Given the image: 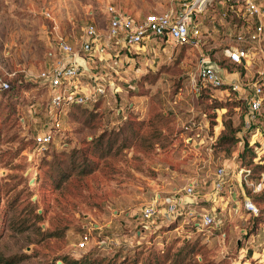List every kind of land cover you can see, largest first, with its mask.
I'll return each mask as SVG.
<instances>
[{
    "label": "rangeland",
    "instance_id": "374dc122",
    "mask_svg": "<svg viewBox=\"0 0 264 264\" xmlns=\"http://www.w3.org/2000/svg\"><path fill=\"white\" fill-rule=\"evenodd\" d=\"M160 5L168 8L169 3L0 0V76L12 86L0 92V256L22 254L25 259L17 264H37L63 255L79 257L95 247L105 254L119 250L123 257L142 247L162 252L200 238L203 251L196 260L201 264L205 259L264 264V153L249 146L247 104L231 91L201 88L197 96L192 85L201 87L197 64L207 54L245 84L264 77V57L248 69L223 60L231 36L213 31L201 49L171 43L166 52L157 48L154 62L146 53L131 67L124 64L115 71L96 64L100 81L115 87L87 104L64 100L53 143L42 152L35 150L34 136L54 127L48 113L51 89L35 76L45 69V61L59 57V41L78 48L84 28L91 23L103 27L111 11L141 21L148 13L164 11ZM213 6L203 16L212 15L208 24L215 29L220 19L213 24L210 19L221 17L220 0ZM80 80V93L92 91L88 77ZM260 112L264 129V101ZM192 122L197 131L189 128ZM127 125L136 126L145 138H129L119 147L121 135H115ZM102 135L103 149L97 152L91 142ZM110 140L115 143L109 145ZM62 147L67 150L56 154ZM84 159L96 167L82 175L78 169ZM57 162L71 170L62 172ZM223 164L233 171V182L215 202L218 227L199 230L192 226V217H167L169 197L191 202L193 197L183 190L189 184L195 186L199 207L213 206L208 196L215 171ZM247 169L251 173L241 188L238 181ZM245 199L252 201V209ZM31 204L39 221L32 218ZM150 204L159 212L144 229L141 213ZM15 219L19 221L12 223Z\"/></svg>",
    "mask_w": 264,
    "mask_h": 264
},
{
    "label": "built area",
    "instance_id": "2783aa9c",
    "mask_svg": "<svg viewBox=\"0 0 264 264\" xmlns=\"http://www.w3.org/2000/svg\"><path fill=\"white\" fill-rule=\"evenodd\" d=\"M167 1L169 3L168 8L162 12L148 13L141 21H137L129 14H115L110 8L112 13L108 16L109 22L103 37L110 41L122 34L124 48L129 53L134 54V61L142 58L143 54L151 53L152 62H154L157 57V48L166 52V48L174 43L175 46H191L201 49L206 45L211 32L217 30V32H221L220 36L228 35L233 40L231 44L224 47V61L248 69L257 58L264 57L263 53L258 52V47H256L264 43V0H220L221 17L216 16L215 19L214 17L210 19L211 24L220 19V26L215 29L209 27L208 24V19L212 15L203 16L210 7L214 8L212 5L215 0ZM217 4L216 7H219ZM100 36L96 27L90 24L84 28L78 48L60 40L58 45L59 57L55 63L51 67L41 70L35 76L51 89L52 95L48 113L53 117L54 126L34 136L37 152L48 149L53 143L55 130L59 125L58 113L64 100H71L75 104H87L97 98L107 96L109 88L115 87L113 83L100 81L103 79H100L93 71L97 67L99 53L103 48L100 43ZM77 55L85 58L86 69L80 67L76 62ZM207 61L215 62L219 70L203 67V63ZM221 63L213 55H201L196 70L197 78L201 81V87L199 89L196 83H192L193 89L197 96L200 95L201 88H208L213 91L225 92V94L231 91L238 95L237 98H244L247 104V110L244 114L245 128L251 130L249 146L254 147L257 154L260 150L264 153V129L259 126L260 110L264 101V77L258 81L245 84L238 74L228 77L227 75L231 73ZM4 74L9 77L13 75V73ZM85 76L91 81L92 91L82 94L80 93L82 91L80 78ZM10 87V82L0 76V91H5ZM189 126L191 131L198 130V126L194 122ZM62 144L63 142H61ZM250 173V170H244L238 181L241 188L242 184L247 182ZM232 176L233 171L231 172L225 164L217 167L212 190L208 196V200L213 204L210 208L205 209L198 206V202L195 201V186L189 184L183 190L186 195L193 197L191 202L188 205L182 204L181 198L171 196L168 199L169 206L164 213L173 220L177 216L192 217L196 220L192 222L193 226L199 230L218 227L221 222L214 205L217 198L226 193L225 188L232 185ZM246 202L248 210L252 209V201ZM158 212L153 204L143 209L141 216L144 229L149 227V220ZM83 245L81 243L80 247Z\"/></svg>",
    "mask_w": 264,
    "mask_h": 264
},
{
    "label": "trees",
    "instance_id": "16d2710c",
    "mask_svg": "<svg viewBox=\"0 0 264 264\" xmlns=\"http://www.w3.org/2000/svg\"><path fill=\"white\" fill-rule=\"evenodd\" d=\"M243 70V69H242ZM95 71V70H93ZM244 73V72H243ZM12 88V86L5 90L9 91ZM2 92V91H0ZM4 92V91H3ZM245 103V99L241 98ZM80 104H75L74 106H79ZM121 114V113H119ZM126 116L124 115H119L120 120H124ZM124 122V121H121ZM125 123V122H124ZM121 129L125 131H121V133H116V137L121 135L122 139V145L119 147H124L127 144V140L129 138L135 139L137 141L138 139H142L144 136L140 135V133L137 131L136 126H124ZM139 129V128H138ZM145 138V137H144ZM116 140V139H115ZM115 141H109V145L114 144ZM92 147L94 150L97 152L101 151L103 149V135L97 139L94 142H91ZM56 154L57 153H63L67 150L66 147H62L61 149H56ZM100 156H102L100 154ZM89 161L85 160L79 163V169L78 173L85 175L88 173H91L95 169V164L92 163L89 165ZM67 165V166H66ZM63 167L60 162H57L55 164V167H59L62 172L67 168L68 170H71V166L69 167L68 164ZM66 171V170H65ZM68 175V174H67ZM31 212L33 213V204L30 205ZM29 210V212H30ZM180 217L183 216H177L173 221L179 219ZM19 219L18 217H15ZM32 218L35 221H39L40 219V214L38 213H33ZM23 223H25V219H20ZM19 220H13L12 223L17 222ZM193 226V225H192ZM195 228V226H193ZM203 251V245L201 244V239L200 238H194V239H189L183 241L181 245L178 247L172 249V248H167L166 250L157 251L154 248H141V250L136 251L132 256L125 255L121 257V251H116L113 254H105L99 252L97 249L92 248L88 249L83 252L79 257H72L70 255H63L59 258L56 259H50L44 263H37V264H57L58 259H60V264H201L196 260V256ZM25 259V255H9V256H0V264H17ZM202 264H214L213 261H206Z\"/></svg>",
    "mask_w": 264,
    "mask_h": 264
},
{
    "label": "crops",
    "instance_id": "0c3cea01",
    "mask_svg": "<svg viewBox=\"0 0 264 264\" xmlns=\"http://www.w3.org/2000/svg\"><path fill=\"white\" fill-rule=\"evenodd\" d=\"M160 6H162L161 8L158 7V8H160V10L161 9L162 10L165 9V6L164 5H160ZM115 14H119V13H115ZM123 14H128V13H123ZM136 20L138 21L137 18H136ZM108 22L109 21L107 20V22H105V25L103 27L94 24V26L97 29V32L99 33V35H101L99 39H100V43H101V45L103 47L101 49L100 53H99V60L97 61V66L99 64L101 66L108 67L112 71H115L114 68H118L119 66L124 67L123 66L124 64H127L128 67H131V64H134V58H135V56H134V54L129 53L124 48V43H123V40H122V34L114 37L110 41H107L103 37V34L105 32V29L107 28ZM43 41H45V40L43 39ZM71 46L74 47V44H71ZM256 47H258V50H259L258 52H261V53H263L262 55H264V43H262L260 45H257ZM74 48H77L76 45H75ZM48 54H49V56H51L52 53L49 52ZM145 55L146 54H143V57ZM56 60H57V58H53V59H50L49 61H45L44 62L45 63L44 64L45 65L44 66L45 69L51 67L55 63ZM125 71L126 70H123L121 72H125ZM230 75L235 76L236 73H231Z\"/></svg>",
    "mask_w": 264,
    "mask_h": 264
},
{
    "label": "water",
    "instance_id": "95a60500",
    "mask_svg": "<svg viewBox=\"0 0 264 264\" xmlns=\"http://www.w3.org/2000/svg\"><path fill=\"white\" fill-rule=\"evenodd\" d=\"M76 62L78 63V65L80 67H82L83 69H86L87 68V65H86V60L84 57L80 56V55H77L76 56ZM203 67L205 68H212L214 70H219L216 63L213 62V61H207V62H204L203 63ZM58 264H60V262H58Z\"/></svg>",
    "mask_w": 264,
    "mask_h": 264
}]
</instances>
